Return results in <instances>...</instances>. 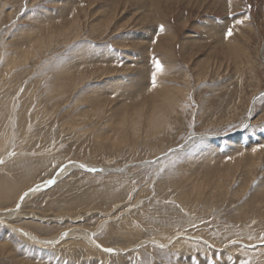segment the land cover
Segmentation results:
<instances>
[{"label": "rangeland", "instance_id": "obj_1", "mask_svg": "<svg viewBox=\"0 0 264 264\" xmlns=\"http://www.w3.org/2000/svg\"><path fill=\"white\" fill-rule=\"evenodd\" d=\"M262 92L264 0H0V264H264V132L224 134L264 124ZM189 132L203 143L157 176Z\"/></svg>", "mask_w": 264, "mask_h": 264}, {"label": "snow or ice", "instance_id": "obj_2", "mask_svg": "<svg viewBox=\"0 0 264 264\" xmlns=\"http://www.w3.org/2000/svg\"><path fill=\"white\" fill-rule=\"evenodd\" d=\"M229 5L231 6V0H229ZM40 7H41L40 4L35 5L33 8V11L38 10ZM230 15H231V13H230ZM244 19H249V17L245 16ZM235 23L236 24H243L244 20H236ZM159 31L160 32L164 31L163 25L159 26ZM233 32H234V28L228 27L226 30V33H225V38L227 39V38L231 37L233 35ZM153 43H155V41H153ZM152 64H153L154 70L151 73V82H150L149 92L156 91L157 89L161 88L163 86V84L165 83L164 81H161L159 79L166 71L165 66L155 56H153ZM189 99H191L190 96H189ZM258 102L261 104H264V92L260 93L258 96H254L252 98V105L253 106H250L247 110V117L248 118H252L254 116V114H255V107L254 106ZM185 107H187V105H185ZM160 109L161 110L159 112V117L157 119V122H159V120L162 119L165 115V112L167 110L166 102H164V101L161 102ZM188 127L192 128L193 124L189 123ZM256 129H259L260 131L264 132V124L252 125L250 123V119H243V120L239 121L238 123H230L229 125H227L225 130H224V134L228 135L229 133H233V132H237V131H239V132H254ZM202 143H203V135L201 137L197 138L195 132H189L187 137H186L185 143L178 145V147H176V148L168 149L167 152L163 153V159H161L160 157L156 158V163L159 164V169L156 172V175L157 176L161 175L166 169L172 170L175 167V165L182 159L185 149L195 148ZM258 148H264V145H257L256 148H253V152H256ZM9 155L12 156V155H15V153L10 152ZM0 163H3L2 159H0ZM69 163L71 164L74 162L69 161ZM146 163H152V162L148 161ZM79 167L87 168V165L80 164ZM61 170H63V166H61ZM88 171L95 172V171H97V169L88 168ZM54 183H55L54 179H49L45 183V186L51 185ZM255 183H256V181H253V185H255ZM39 190H40L39 185H37L35 188L29 189L28 192H25L20 196V201H23L25 199V197L28 196L29 192L39 191ZM19 208H20V203H17L16 209H19ZM7 211H13V210L8 209ZM0 223H2V221H0ZM253 223H255V222H253ZM192 227H195V225H192ZM13 232H19L21 235L30 239L31 241L38 243V244H44L46 246L53 245V244L59 242V241H53V240H39L35 236H30V234L25 232L23 229H13ZM92 235L95 236L96 234L93 233ZM67 236H68V232L65 231V232L60 234V239H63L64 237H67ZM247 239L249 241H252V240L256 239V237L249 234ZM258 240H259L260 244L264 245V232H261L259 234ZM93 242H95V241H93ZM152 243L156 244L157 242L153 241ZM241 244H242V241L240 239H228V242H227V244L224 245V247L227 248L229 245L240 246ZM96 247L102 248V250L105 253H116V251H117L115 248L103 247L100 244H97ZM158 247L160 249H163V248H165V245L159 244ZM247 247H255V245L249 244V245H247ZM240 250L243 251V248H241ZM232 260H233V256H232V254H229L227 256V261H232ZM141 264H143V262H141ZM147 264H152V261L149 260L147 262ZM207 264H221V262L219 259L213 260L212 258H209L207 261ZM225 264H226V262H225ZM239 264H251V257L240 258Z\"/></svg>", "mask_w": 264, "mask_h": 264}, {"label": "bare ground", "instance_id": "obj_3", "mask_svg": "<svg viewBox=\"0 0 264 264\" xmlns=\"http://www.w3.org/2000/svg\"><path fill=\"white\" fill-rule=\"evenodd\" d=\"M7 3H8V2H7ZM1 5H2V4H1ZM261 57H262V56H261ZM11 64H12V63H11ZM15 66H16V65H15ZM16 97H17V96H16ZM0 101H1V100H0ZM1 103H2V102H1ZM11 105H12V104H11ZM4 109H5V107H4ZM4 109H3V110H4ZM15 109H16V108H15ZM12 110H13V109H12ZM5 111H6V110H5ZM38 111H39V110H38ZM10 113H11V111H10ZM8 114H9V113H8ZM11 114H12V113H11ZM20 115H21V114H20ZM42 117H43V116H42ZM158 117H159V114H156V115L154 116L153 123H154L155 126L160 125V124H161V121H162V119H163V118H162V119L159 120V122H157ZM14 119H15V118H14ZM4 121H6V120H4ZM164 123H165V122H164ZM164 123H163V124H164ZM3 125H5V124H3ZM5 126H6V125H5ZM7 129H8V127H7ZM3 130H4V129H3ZM144 130H145V129H144ZM158 130H159V129H158ZM4 133H5V132H4ZM8 134H9V133H8ZM2 135H3V134H2ZM2 137H3V136H2ZM7 139H8V138H7ZM10 141H11V140H10ZM15 142H16V140H15ZM15 142H14V143H15ZM0 144H1V141H0ZM8 144H9V143H8ZM21 144H22V143H21ZM5 145H6V144H5ZM9 147H10V146H9ZM13 149H14V148H13ZM164 150H165V149H164ZM160 151H161V150H160ZM12 152H13V151H12ZM17 152H18V151H17ZM2 153H3V152H2ZM2 153H1V154H2ZM4 154H5V153H4ZM156 154H157V153H156ZM3 156H5V155H3ZM44 156H45V155H44ZM46 159L48 160V158H46ZM5 161H6V160H5ZM4 164H5V163L3 162L2 165L4 166ZM81 164H83V163H81ZM2 165H1V166H2ZM73 165H74V164H68V165H67V166H68L67 169H69V168L72 167ZM3 168H5V167H2V170L4 171ZM88 168H93V167L88 166V167L85 168V169H88ZM101 168H102V167H101ZM9 169H10V168H9ZM0 170H1V169H0ZM2 170H1V171H2ZM10 170H11V169H10ZM5 171H6V170H5ZM5 175H6V174H5ZM5 175H4V176H5ZM0 179H1V178H0ZM3 180H4V179H3ZM1 181H2V180H1ZM11 184H12V183H11ZM11 184H9L10 187H11ZM9 186H7V189H6V191H8V192L12 191V189H13V187L10 188ZM5 187H6V186H5ZM157 188H158V187H157ZM0 191H1V190H0ZM93 191H94V190H93ZM93 191H92V192H93ZM95 191H96V190H95ZM95 191H94V192H95ZM138 191H139V190H138ZM88 192H89V191H87V193H88ZM85 193H86V192H85ZM85 193H84V197H86ZM90 193H91V192H90ZM90 193H89V194H90ZM97 193H99V191H98ZM103 193H104V192H103ZM200 193H201V192H200ZM8 194H9V193H8ZM93 194H95V193H93ZM106 194H109V192L106 193ZM106 194H105V195H106ZM158 194H159V193H158ZM96 195L99 196V194H96ZM101 195H102V194H101ZM101 195H100V196H101ZM255 195H256V194H255ZM9 196H11V195L9 194ZM97 196H96V197H97ZM100 196H99V197H100ZM109 196H112V195L109 194ZM109 196H107V197H109ZM11 197H12V196H11ZM16 197H17V196H16ZM16 197H15V198H16ZM89 197H90V199H91L92 196L90 195ZM96 197H95V199H96ZM99 197H97V198H99ZM103 197H104V196H103ZM100 198H101V197H100ZM104 198H105V197H104ZM153 198H154V197H153ZM3 199H4V198H3ZM80 199H81V198H80ZM82 199L84 200L85 198H82ZM87 199H88V198H87ZM95 199H93V200L96 202ZM108 199H109V198H108ZM110 199H111V197H110ZM110 199H109V200H110ZM157 199H158V198H157ZM6 200H7V199H6ZM6 200H5V202H6ZM98 200H99V199H97V201H98ZM106 200H107V199H106ZM91 201H92V200H91ZM94 201H93V202H94ZM249 201H250V200H249ZM5 202H4V203H5ZM13 202H14V201H13ZM83 202H84V201H83ZM86 202H87V200H86ZM93 202H92V203H93ZM0 203H1V201H0ZM9 203H10V202H9ZM84 203H85V202H84ZM84 203H83V204H84ZM90 203H91V202H90ZM92 203H91V204H92ZM108 203H109V202H108ZM149 203H150V202H149ZM95 204H96V203H95ZM3 205H4V204H3ZM89 205H90V204H89ZM135 205H136V204H135ZM93 206H94V205H93ZM132 206H133V205H132ZM95 207H96V206H95ZM95 207H94V208H95ZM79 208H80V207H79ZM19 209H20V208H19ZM63 209H64V208H63ZM68 209H69V208H68ZM65 210H66V209H65ZM76 210L78 211V209H76ZM76 210H75V212H77ZM17 211H18V209H17ZM73 211H74V210H73ZM8 212H9V211H6V212L3 214V217H9V213H8ZM185 212H186V211H185ZM81 213H82V212H81ZM68 214H69V213H68ZM15 215H17V212H16V211H10V216H11V217H12V216H15ZM27 218H28V217H27ZM2 220H3V219H2ZM3 221H4V220H3ZM4 222H5V221H4ZM102 223H103V222H102ZM1 224H2V223H1ZM100 224H101V223H100ZM103 224H104V223H103ZM144 224H145V223H144ZM144 224H143V225H144ZM76 227H77V226H76ZM124 227H125V226H124ZM9 228H11V227H9ZM16 228L20 229L19 227H16ZM79 228H80V227H79ZM10 230H11V229H10ZM7 231H8V230H7ZM11 231H13V229H12ZM25 232H26V231H25ZM111 232H112V231H111ZM132 232H133V231H132ZM158 232H160V231H158ZM27 233H28V232H27ZM165 233H166V232H165ZM29 234H30V233H29ZM124 234H125V233H124ZM129 234H131V233H129ZM19 235H21V234H19ZM117 235H119V234L117 233ZM121 235H122V234H121ZM125 235H126V234H125ZM30 236H33V235L30 234ZM76 236H77V235H76ZM122 236H123V235H122ZM162 236H163V235H161V237H162ZM81 237H82V235H81ZM81 237H80V238H81ZM70 238H72V237H70ZM74 238H75V237H74ZM165 238H167V237H165ZM24 239H25V237H24ZM155 239H156V238H155ZM149 240H150V239H149ZM168 240H169V239H168ZM65 241H66V240H61V241H60V242H61L60 245L64 244ZM179 241H180V240H179ZM183 241H184V240H183ZM60 242H58L57 244H55L54 247L57 248V246L59 245ZM128 242H129V241H128ZM142 242H143V241H142ZM192 242H193V241H192ZM140 243H141V242H140ZM149 243H151V242H149ZM157 243H158V242H157ZM177 243H178V242H177ZM93 244H94V243H93ZM174 244H175V243H174ZM242 244H243V243H242ZM60 245H59V247H60ZM143 245H144V244H143ZM179 245H180V244H179ZM118 246H119V245H118ZM57 249H58V248H57ZM102 251H103V250H102ZM122 251H123V250H122Z\"/></svg>", "mask_w": 264, "mask_h": 264}]
</instances>
